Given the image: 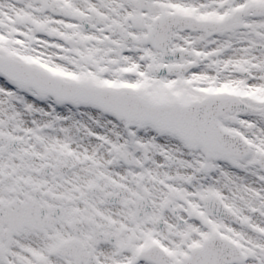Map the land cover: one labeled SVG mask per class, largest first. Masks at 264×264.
I'll use <instances>...</instances> for the list:
<instances>
[{"label": "snow or ice", "instance_id": "1", "mask_svg": "<svg viewBox=\"0 0 264 264\" xmlns=\"http://www.w3.org/2000/svg\"><path fill=\"white\" fill-rule=\"evenodd\" d=\"M0 264H264V0H0Z\"/></svg>", "mask_w": 264, "mask_h": 264}]
</instances>
